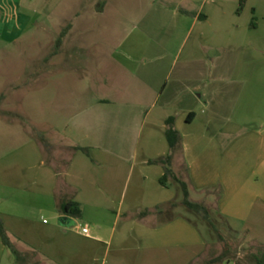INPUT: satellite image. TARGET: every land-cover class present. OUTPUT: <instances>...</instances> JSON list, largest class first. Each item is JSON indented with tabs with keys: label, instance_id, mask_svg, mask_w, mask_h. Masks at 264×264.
I'll return each instance as SVG.
<instances>
[{
	"label": "crops",
	"instance_id": "0c3cea01",
	"mask_svg": "<svg viewBox=\"0 0 264 264\" xmlns=\"http://www.w3.org/2000/svg\"><path fill=\"white\" fill-rule=\"evenodd\" d=\"M25 1L0 0L1 36L12 32L8 19L30 11ZM180 5L158 37L146 29V45L116 48L110 97L55 128L51 158L36 137L0 158V215L36 264H192L213 254L180 211V184L163 185L164 166L151 163L170 153V117L183 137L173 167L190 199L200 196L242 241L236 259L216 264L264 246V0ZM70 200L82 217L61 210ZM12 256L4 261L0 237V264H20Z\"/></svg>",
	"mask_w": 264,
	"mask_h": 264
},
{
	"label": "rangeland",
	"instance_id": "374dc122",
	"mask_svg": "<svg viewBox=\"0 0 264 264\" xmlns=\"http://www.w3.org/2000/svg\"><path fill=\"white\" fill-rule=\"evenodd\" d=\"M25 6L30 11L6 23L12 32L5 37L0 35V96H4L0 104V158L29 138H38L39 133L53 142L57 126L91 102L110 97L116 48L146 45L149 37L156 38L159 32L173 26V11L181 5L180 0H27ZM157 7L164 9L158 16ZM68 27L58 48V39ZM146 29L153 31L149 37L141 33ZM45 154L51 158L50 151L45 150ZM62 157L69 158V154ZM52 158L56 162L55 156ZM200 199L192 195V200ZM180 211L193 219L208 241L214 243L213 254L198 262L223 251L215 230L202 215L183 206ZM45 218L53 221L48 213ZM211 218L228 239H234V250L240 247L242 241L220 222L214 208ZM253 247L251 244L250 249ZM250 249L237 262L251 264L250 253L257 248ZM242 251L248 249L243 247ZM12 255L7 248L4 261L11 260ZM230 258L236 259L233 255Z\"/></svg>",
	"mask_w": 264,
	"mask_h": 264
},
{
	"label": "trees",
	"instance_id": "16d2710c",
	"mask_svg": "<svg viewBox=\"0 0 264 264\" xmlns=\"http://www.w3.org/2000/svg\"><path fill=\"white\" fill-rule=\"evenodd\" d=\"M68 30H69V27L63 32V34L58 39V45H57L58 48L61 46L64 37L68 33ZM56 53L57 51H55L54 53H51L49 56L51 57ZM3 99H4V96H0V104L2 103ZM193 117H194V114L193 113L190 114L188 116V121H191ZM175 122H176L175 117H170L166 123L167 124V138H168L170 148H171L169 155L158 158V159H154L151 161V163L161 164L164 166L165 174L161 178V183L163 185L168 186V182L171 179L175 180L177 183L180 184L181 189L183 191V201L181 204L187 207L189 210L202 215L203 218L209 223V225L215 230L218 239L223 245V252L220 255L212 259L206 260L204 262H201V263L196 262L192 264H216L219 262H223L224 260L230 258L231 255L236 256L237 250L236 249L234 250L232 241L228 239L222 233V231L217 227L216 223L212 220L209 208L203 203L195 202L190 199V190H189L187 183L183 179H181L174 170V167H173L174 157L178 152L183 151V137L180 131L176 128ZM38 140L42 144L45 150L52 151L53 145L51 141L49 140V138L46 137V135L39 133ZM74 148L75 150H83L86 153L89 152L88 148H81V147H74ZM61 210L64 213L69 214L70 216L75 217V218H80L83 215V209H82L81 204L74 200H70L67 203H63L61 205ZM156 210H160L159 207H157ZM150 211L151 210L149 209L142 214L145 215L149 213ZM0 237L2 238L4 245L12 251L18 263L36 264L35 261H33V259L30 257V255L24 254L16 246V244L12 241L9 231L6 228L1 215H0ZM249 257L252 260L251 261L252 264H264V246L260 245L257 251L250 253ZM241 262L243 263L244 261H239L237 264H240Z\"/></svg>",
	"mask_w": 264,
	"mask_h": 264
},
{
	"label": "water",
	"instance_id": "95a60500",
	"mask_svg": "<svg viewBox=\"0 0 264 264\" xmlns=\"http://www.w3.org/2000/svg\"><path fill=\"white\" fill-rule=\"evenodd\" d=\"M67 219H69V217L68 216H64L63 220H67Z\"/></svg>",
	"mask_w": 264,
	"mask_h": 264
},
{
	"label": "built area",
	"instance_id": "2783aa9c",
	"mask_svg": "<svg viewBox=\"0 0 264 264\" xmlns=\"http://www.w3.org/2000/svg\"><path fill=\"white\" fill-rule=\"evenodd\" d=\"M84 232H88V229L86 228V229H84Z\"/></svg>",
	"mask_w": 264,
	"mask_h": 264
}]
</instances>
